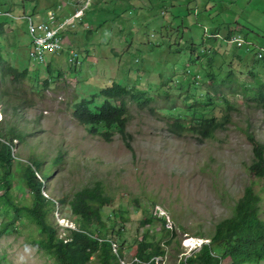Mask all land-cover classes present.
I'll return each instance as SVG.
<instances>
[{"label": "rangeland", "instance_id": "1", "mask_svg": "<svg viewBox=\"0 0 264 264\" xmlns=\"http://www.w3.org/2000/svg\"><path fill=\"white\" fill-rule=\"evenodd\" d=\"M86 5V15L79 20L77 30L66 33L63 40L66 52L75 49L84 60L72 66L65 57L53 55L57 58L33 66L24 14L45 17L55 9L67 16ZM0 10L1 16L10 11L19 18L15 25L6 23L5 59L19 70H30L22 85L8 82L5 87L12 89L13 99L22 96L33 105L24 108L25 121L15 118L13 124L21 123L26 128L40 124L44 132L38 136L44 146L39 145L35 152L48 147L53 157L62 142L69 157L66 177L59 170L52 175L47 223H55L59 235L77 226L79 217L69 205H61L60 199L102 179L115 197L105 215L115 211L128 219L123 233V263L133 260L137 241L147 232L157 236L166 253L158 264H179L190 252L196 254L202 246L208 247L207 237L200 238L197 233L208 235L217 222L228 217L250 184L246 167L252 162L253 148L245 131L249 122L251 131L264 141V110L250 100L258 81H264V0H0ZM83 20L85 24L80 23ZM236 25L241 33L232 35L244 40L245 49L237 50L236 44L223 39ZM215 32L220 38L208 42V36ZM201 47L207 52L195 62L191 53L198 55ZM48 65L55 71L53 75ZM228 70L234 75L237 90L222 88L216 94L207 86L205 74L210 71L224 78ZM186 71L193 74L186 76ZM197 74L200 79L195 82L193 75ZM46 79H51L47 88L43 83ZM113 83L136 85L157 101L156 111L151 112L129 100L132 117L128 131L133 150L117 133L111 141L87 135L72 116L74 103L82 98L97 94L95 102L103 103L106 98L101 91ZM226 101L235 109L227 129L203 141L192 135L178 137L170 131V123L178 117L192 121L188 111L194 103H198L201 114L193 124L208 128L207 118L220 120L228 111ZM31 135L29 144H34ZM17 144L12 153L23 158L25 165L12 170L16 177L23 178L34 168L25 160L29 144ZM260 186L263 181L258 189ZM261 193L264 205V190ZM29 202L24 203L30 206ZM152 213L156 218L168 217L169 225L164 230L159 222L141 227L143 219ZM12 217V211L0 202V225ZM172 229L177 236L168 246ZM40 236L29 216L12 225L0 238V264H54L33 244ZM212 255L227 264L225 258Z\"/></svg>", "mask_w": 264, "mask_h": 264}, {"label": "trees", "instance_id": "2", "mask_svg": "<svg viewBox=\"0 0 264 264\" xmlns=\"http://www.w3.org/2000/svg\"><path fill=\"white\" fill-rule=\"evenodd\" d=\"M58 9L61 11L62 6ZM48 11L49 9L45 12ZM54 11L56 10L54 9ZM32 12L34 13L35 9ZM1 14L0 105L3 112L0 113L2 115L0 121V190L2 191L0 202L5 203L12 211L13 217L1 223L0 238L8 234L12 225L29 216L34 219V223L41 234L38 239L33 241V244L37 245V248L46 256L53 259L54 264H125L123 263L125 259L123 233L128 219L123 213L115 211L105 215V210L114 204L115 197L104 180H95V182L79 188L73 195L66 194L60 199L59 203L61 205H69L79 217L80 223L77 226L70 227L64 235H59L56 224L47 223L46 221V206L52 198L48 194L49 188L52 187V175L59 170L60 175L63 178L66 177V173L69 170V157L62 142L59 143L58 151L56 154L53 153V157L49 154L48 151L50 150L48 147H42L41 151L35 152L36 147L39 145L44 146V140L38 136L44 132L40 124L30 128L22 126L21 123L18 125L16 123L13 124L15 118L25 121L24 118L26 117L25 115L23 116L24 108L32 107L33 105L26 99H22V96L18 97V100L13 99L11 96L13 95L12 89L7 90L6 88L8 87V82L22 85L30 75V70H19L5 59L3 48L7 34L6 23L15 25L14 22L17 20H14V15L10 11L4 15L6 16V21ZM8 14L13 16L9 17ZM25 16L27 15L24 14L23 17L25 18ZM64 16L66 17V15ZM80 23L85 24L84 20L80 21ZM77 26H79V22ZM236 26L238 29L228 31L223 38L224 40L228 41L233 36V33L240 32L241 28L238 25ZM26 30L28 35V28ZM76 30L77 27L68 29L66 33H72ZM243 31L249 34L252 33V31L247 29H243ZM65 34L62 35L63 38ZM216 34L219 33L215 32L213 35ZM208 37V42H212V37ZM245 47L246 45L242 46L243 49ZM202 48L205 49L204 47L200 49ZM66 49L64 46L58 55L63 54L62 56L65 57ZM199 50L198 55L193 54V51L191 53L192 60L195 62L197 60L200 61ZM78 53V59L74 63L70 64L66 57L67 63L73 66L82 62L84 55L81 52ZM195 57H198V59L196 60ZM260 57L263 58L262 56ZM50 58L53 59L55 57H49L48 59ZM209 60L210 63L213 62L212 58ZM35 66L40 67L43 65ZM72 66L71 68H73ZM47 67L49 73L53 75L55 71L51 69V65ZM185 74L190 76L193 73L186 71ZM205 77L208 80L207 86L213 89L216 94L221 92L222 88H226L230 92L237 90L234 75L229 70L224 78H220L210 71L205 74ZM198 79H200V75H193L195 82ZM49 80L43 81L45 88L50 86ZM258 84L256 94L250 100L251 104L256 108L264 110V81L259 80ZM101 95L106 98L101 104L95 102L97 94H92L91 98H82L75 102L72 112L73 118L85 128L87 135L111 141L115 133H117L123 139L126 147L133 150L130 143L132 136L128 131V124L132 117L128 107L129 100L136 103L141 109H149L151 112L156 111L157 108L154 105L157 101L147 91L138 88V86L121 83H113L111 86L102 89ZM111 99L115 100L116 103H113ZM186 102H188V99ZM225 104L228 106V111L222 118L220 120L215 116L207 118L208 128H203L201 126L195 127L193 124L194 121L198 120L199 114H201L197 111L198 103H194L190 105L188 111L193 116L192 121L188 120L187 122V119L178 117L174 123H170V131L178 137L192 135L201 141L208 139L218 130L227 129L228 124L232 122V111H235V109L227 101ZM194 109H196L195 113H193ZM38 121L40 119H36L35 122ZM245 131L253 148L252 162L246 167V173L250 177V184L244 189L242 196L233 204L228 217L217 222L208 235L197 233L196 236L198 237H207L206 239L209 240L208 247L202 246L198 253H191L179 264H223L220 259L216 260L213 257V253L225 258L228 261L227 264H264V205L261 193V190H264V141L257 137L254 130L251 131L250 122ZM32 133L34 135V144H29L28 139L32 136ZM16 143H18L17 146L29 144L25 160L30 162L34 168V171L29 176L23 178L16 177L12 170L14 166L21 169L25 165L23 158H19V156L12 153V148ZM84 161H86V164L89 163L85 158ZM84 161L81 160L80 163H84ZM74 165H76V162ZM262 181L263 186L258 189ZM15 190L17 196H14ZM27 200H30V206L24 203ZM156 208L157 206L154 205L153 211ZM53 220H55V217H53ZM158 222L161 224L162 230L168 225L165 215L156 218L152 213L145 220L143 219L141 227H152ZM104 230H106L105 233H103ZM176 236L175 230L172 229V238L167 242L168 246L172 244ZM165 255L166 253L162 249L157 236L147 232L145 235L143 234L140 241H137L133 260L129 264H158L157 260L163 259Z\"/></svg>", "mask_w": 264, "mask_h": 264}, {"label": "built area", "instance_id": "3", "mask_svg": "<svg viewBox=\"0 0 264 264\" xmlns=\"http://www.w3.org/2000/svg\"><path fill=\"white\" fill-rule=\"evenodd\" d=\"M87 7L88 5L77 9L75 12H70L66 17L60 15L59 12L52 10L45 15V20L47 21L49 26L38 23L33 16H25V19L27 21L28 35L30 38L29 57L33 65H37L41 62L44 63L46 60H48L49 57H54L53 55L63 57V54L58 55L64 47V38L62 37V35L65 34L68 29L77 27L79 20L85 15ZM8 16L12 17L13 15L8 14ZM13 18L14 20L19 19L16 16H13ZM211 37L220 38V35L216 34ZM228 42L236 44L238 47H242L244 45L247 46V44L244 43V40H242L237 35H233L228 40ZM205 54V49L202 48L199 50V56H204ZM78 55V52L73 49H69V51H67L65 54V59L67 57L68 62L71 64L78 59ZM259 56H261V54H259ZM195 59L197 60L198 57H195ZM166 219L168 220L167 223H169V218L166 217ZM200 244H202V242H199V245ZM206 244H209V241H207ZM191 253L192 252H190V255Z\"/></svg>", "mask_w": 264, "mask_h": 264}, {"label": "bare ground", "instance_id": "4", "mask_svg": "<svg viewBox=\"0 0 264 264\" xmlns=\"http://www.w3.org/2000/svg\"><path fill=\"white\" fill-rule=\"evenodd\" d=\"M80 8H81V7H80ZM46 14H47V13H46ZM30 16H33V17L37 20L38 23H41V24H44V25L49 26L48 23H47V21L45 20V17H38L37 15L34 16V15H32V14H31ZM84 16H85V15H84ZM84 16H83V17H84ZM83 17H82V18H83ZM82 18H81V19H82ZM81 19H80V20H81ZM38 64H45V63L41 62V63H38ZM47 64H48V63H47Z\"/></svg>", "mask_w": 264, "mask_h": 264}, {"label": "crops", "instance_id": "5", "mask_svg": "<svg viewBox=\"0 0 264 264\" xmlns=\"http://www.w3.org/2000/svg\"><path fill=\"white\" fill-rule=\"evenodd\" d=\"M82 7V6H81ZM236 29H238V27L236 26ZM239 53V52H238ZM236 55H237V51H236Z\"/></svg>", "mask_w": 264, "mask_h": 264}, {"label": "clouds", "instance_id": "6", "mask_svg": "<svg viewBox=\"0 0 264 264\" xmlns=\"http://www.w3.org/2000/svg\"><path fill=\"white\" fill-rule=\"evenodd\" d=\"M209 241V240H208ZM208 245V244H207Z\"/></svg>", "mask_w": 264, "mask_h": 264}]
</instances>
